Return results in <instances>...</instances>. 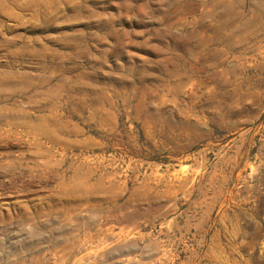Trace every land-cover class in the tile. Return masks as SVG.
<instances>
[{
  "label": "rangeland",
  "instance_id": "rangeland-1",
  "mask_svg": "<svg viewBox=\"0 0 264 264\" xmlns=\"http://www.w3.org/2000/svg\"><path fill=\"white\" fill-rule=\"evenodd\" d=\"M0 264H264V0H0Z\"/></svg>",
  "mask_w": 264,
  "mask_h": 264
}]
</instances>
